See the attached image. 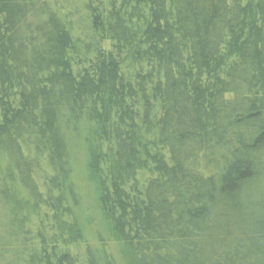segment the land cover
<instances>
[{
    "label": "trees",
    "instance_id": "trees-1",
    "mask_svg": "<svg viewBox=\"0 0 264 264\" xmlns=\"http://www.w3.org/2000/svg\"><path fill=\"white\" fill-rule=\"evenodd\" d=\"M82 7L0 0V264H80L71 140L136 264H264V0Z\"/></svg>",
    "mask_w": 264,
    "mask_h": 264
},
{
    "label": "rangeland",
    "instance_id": "rangeland-1",
    "mask_svg": "<svg viewBox=\"0 0 264 264\" xmlns=\"http://www.w3.org/2000/svg\"><path fill=\"white\" fill-rule=\"evenodd\" d=\"M72 19L75 37L79 42L89 38L88 12L82 7L85 0H63ZM96 1V0H95ZM71 184L78 206L74 213L83 230V240L70 245L80 264H136L127 247L113 236L110 225L99 207V191L92 181L87 165L86 144L71 140ZM1 164V162H0ZM0 165V176H2Z\"/></svg>",
    "mask_w": 264,
    "mask_h": 264
}]
</instances>
